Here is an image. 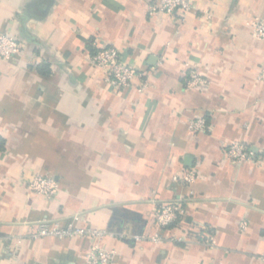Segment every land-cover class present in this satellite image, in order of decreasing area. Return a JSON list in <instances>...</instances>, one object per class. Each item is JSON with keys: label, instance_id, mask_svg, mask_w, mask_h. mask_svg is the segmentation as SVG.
<instances>
[{"label": "crops", "instance_id": "0c3cea01", "mask_svg": "<svg viewBox=\"0 0 264 264\" xmlns=\"http://www.w3.org/2000/svg\"><path fill=\"white\" fill-rule=\"evenodd\" d=\"M156 1L0 0V32L23 46L0 59V264H84L92 239L30 237L38 221L74 215L114 233L100 244L115 264H264V40L245 25L264 19V0L150 15ZM90 45L114 46L141 74L110 88ZM193 68L207 83L186 90ZM198 118L208 128L193 132ZM237 140L253 161L229 159ZM191 169L194 185L174 181ZM35 174L58 181L55 199L30 190ZM176 199L187 216L166 241L144 239Z\"/></svg>", "mask_w": 264, "mask_h": 264}, {"label": "built area", "instance_id": "2783aa9c", "mask_svg": "<svg viewBox=\"0 0 264 264\" xmlns=\"http://www.w3.org/2000/svg\"><path fill=\"white\" fill-rule=\"evenodd\" d=\"M194 7L192 0H158L148 6L150 15L165 13L174 16L177 12L187 13ZM246 27L259 40H264V19L253 18L245 23ZM90 56V61L97 67L103 69L107 74V84L114 90H122L130 87L133 80L141 74V70L129 65L123 60L119 50L114 46L103 45ZM23 51L22 43L15 37L0 32V59L11 61L19 56ZM259 82H264V67L257 75ZM207 83V79L202 76L197 69H191L185 76L184 87L186 90L202 89ZM149 84L145 80L139 87V93L143 94ZM189 127L193 132L204 131L208 128L205 118L193 119L189 122ZM227 155L232 162L253 161L254 154L249 144L244 141H233L226 148ZM199 178L197 170L191 169L180 176L174 177V181L187 186L194 185ZM28 187L32 192L42 195L48 199H55L59 193L58 181L52 176L35 174L29 181ZM155 221L157 232L144 236V239L155 243L164 242L168 237L163 231L170 228L176 222L187 216V208L180 199L161 203L155 209ZM79 215H74L66 220L45 218L36 223V231L30 235L33 239L54 237L58 239L90 238L93 243L87 252L84 264H115L118 252L115 249H108L101 245L103 238L114 233L108 229H96L78 225ZM243 230L247 229V223L241 224ZM124 237L125 235L122 234ZM143 238V236H141ZM141 237H137L141 239ZM182 241V238H178ZM184 240V239H183ZM206 244L215 246V238L207 236Z\"/></svg>", "mask_w": 264, "mask_h": 264}, {"label": "trees", "instance_id": "16d2710c", "mask_svg": "<svg viewBox=\"0 0 264 264\" xmlns=\"http://www.w3.org/2000/svg\"><path fill=\"white\" fill-rule=\"evenodd\" d=\"M90 48H91V53L94 54L98 49L97 48H94L93 46L90 45ZM38 71L42 74H49L50 73V70H49V66L47 64H42L40 66H38ZM178 222L174 223L173 225L170 226L171 227H174L175 225H177Z\"/></svg>", "mask_w": 264, "mask_h": 264}]
</instances>
